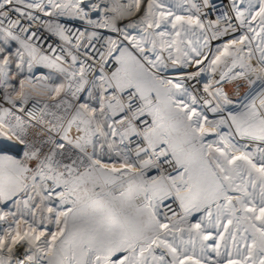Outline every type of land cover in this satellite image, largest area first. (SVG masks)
<instances>
[{
	"label": "snow or ice",
	"instance_id": "1",
	"mask_svg": "<svg viewBox=\"0 0 264 264\" xmlns=\"http://www.w3.org/2000/svg\"><path fill=\"white\" fill-rule=\"evenodd\" d=\"M0 264H264V0H0Z\"/></svg>",
	"mask_w": 264,
	"mask_h": 264
}]
</instances>
